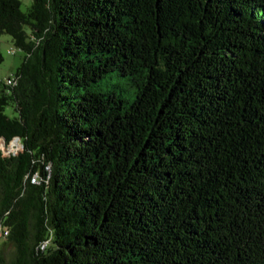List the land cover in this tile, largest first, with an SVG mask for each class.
Listing matches in <instances>:
<instances>
[{
  "label": "trees",
  "instance_id": "trees-1",
  "mask_svg": "<svg viewBox=\"0 0 264 264\" xmlns=\"http://www.w3.org/2000/svg\"><path fill=\"white\" fill-rule=\"evenodd\" d=\"M0 35V264H264V0H0Z\"/></svg>",
  "mask_w": 264,
  "mask_h": 264
},
{
  "label": "rangeland",
  "instance_id": "rangeland-1",
  "mask_svg": "<svg viewBox=\"0 0 264 264\" xmlns=\"http://www.w3.org/2000/svg\"><path fill=\"white\" fill-rule=\"evenodd\" d=\"M22 3L23 11L27 12L32 4V0H18ZM13 39L9 35H0V48L3 54L4 62L0 65V82L6 83V81L15 75L16 72L22 66L24 61L25 53L21 50L17 49L16 46L13 44ZM12 50H16V54L12 55L9 52ZM114 84H121L120 89H116V91L120 92L125 98L132 100L134 98V88L131 84L124 78L118 79L117 76L113 78H109L106 81L100 82L99 87L97 90L102 92H110L115 90ZM7 114L12 117L13 111L11 108L7 109ZM21 143H11L8 146L5 143L0 144V150L3 152V155L7 158L12 156L13 158L16 157L15 149H19L21 151ZM14 150V151H13ZM20 153V152H19ZM13 248L6 247L5 254L9 259L13 256Z\"/></svg>",
  "mask_w": 264,
  "mask_h": 264
},
{
  "label": "built area",
  "instance_id": "built-area-1",
  "mask_svg": "<svg viewBox=\"0 0 264 264\" xmlns=\"http://www.w3.org/2000/svg\"><path fill=\"white\" fill-rule=\"evenodd\" d=\"M10 54H12V55H15L16 54V50H12V51H10L9 52ZM6 84L7 85H9V86H16L17 85V81H16V79H15V77L13 76V77H10L7 81H6ZM21 143V141L19 140V139H16L15 141L13 140L11 143ZM2 143H5V145H9V144H7L4 140H0V144H2ZM10 143V144H11ZM22 144V143H21ZM20 144V145H21ZM22 150H23V147H22V145H21V151L19 150V149H15V153L13 152V154L14 155H16V157H18L19 156V154L22 152ZM1 151V150H0ZM14 151V150H13ZM20 152V153H19ZM3 153V152H2ZM9 157H12V156H9ZM9 157H7V158H9ZM8 234V232H6L5 233V235H7ZM0 237H1V235H0Z\"/></svg>",
  "mask_w": 264,
  "mask_h": 264
}]
</instances>
